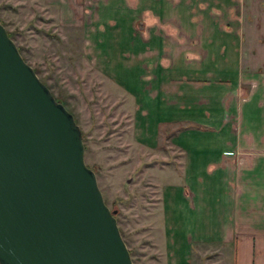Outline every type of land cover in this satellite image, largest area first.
<instances>
[{
  "label": "crops",
  "instance_id": "1",
  "mask_svg": "<svg viewBox=\"0 0 264 264\" xmlns=\"http://www.w3.org/2000/svg\"><path fill=\"white\" fill-rule=\"evenodd\" d=\"M99 3L106 5L104 14L112 25L114 9L122 8L123 16L116 18L123 25L120 38L128 39L131 48L126 51L122 68L107 70L138 104V128L149 129L146 137L139 136L140 140L153 144L162 120L209 124L208 128L189 127L186 131L178 128L169 137L182 153L184 181L173 185L176 199L191 195L189 205L193 210L215 205L222 210L223 234L211 232L209 240L232 242V264H264V154L252 153L249 165L234 154L259 150L257 140L264 136V0ZM214 4L221 11L219 19L212 15ZM231 7L236 8L232 14ZM143 15L155 22L146 24L144 31H137L133 21ZM165 22L173 24L172 33ZM96 36L98 30L89 34L93 50ZM94 61L100 69L104 65L96 57ZM246 83H250V88L240 96L239 90ZM246 136H250V142H245ZM211 164L224 169L226 174L209 176L202 167ZM162 192L163 200L166 188ZM165 204L163 200V211ZM181 206L180 202L174 203V210L176 207L179 212ZM166 229L167 225L163 231ZM164 238L167 261L184 263L189 256V238L184 239L186 249L182 257L173 252L174 247L178 248L175 240L170 241L166 233Z\"/></svg>",
  "mask_w": 264,
  "mask_h": 264
},
{
  "label": "rangeland",
  "instance_id": "2",
  "mask_svg": "<svg viewBox=\"0 0 264 264\" xmlns=\"http://www.w3.org/2000/svg\"><path fill=\"white\" fill-rule=\"evenodd\" d=\"M100 1L106 2L0 0V20L10 31L23 59L73 114L82 133L84 161L95 173L104 202L115 210L132 264H173L165 255V233L170 241L175 240L178 248L174 247L173 252L178 257H182L186 249L184 239L198 236L188 239L189 256L181 264H232V242L209 240L211 232L216 231L217 236L223 234L225 216L222 210L216 205L193 210L189 205L191 195L177 200L173 191V185L184 181V172L180 165L182 153L170 143L169 137L178 128L186 131L189 127L208 128L209 124L162 120L157 125L154 141L151 139L153 144L146 145V141L140 140L139 136L146 137L149 129L140 131L138 128L141 118L140 114L135 116L138 104L133 95L114 82L108 71L123 67L129 47V40L120 38L123 25L116 19L123 16L122 8L114 9L112 25L104 14L106 5L100 6ZM134 1L127 0L130 4ZM235 10L231 7L229 11L232 14ZM211 12L218 19L222 15L215 4ZM151 22L155 19L143 15L134 19L133 26L137 31H144L146 24ZM164 25L169 33L174 31L171 22ZM97 30L99 36L94 38L93 50L89 34ZM94 54L97 61L104 64L101 69L105 72L94 61ZM249 85L246 83L240 88V96L245 95ZM257 141L260 142L259 150L234 152L235 158H243L249 165L252 153L264 154V136ZM245 142H250V136H246ZM211 165L202 167L209 176L226 174L224 169ZM164 188L163 200L167 208L164 211L169 210V214H164L161 207ZM179 202L182 209L176 212L174 203ZM165 225L166 232L163 231Z\"/></svg>",
  "mask_w": 264,
  "mask_h": 264
},
{
  "label": "water",
  "instance_id": "3",
  "mask_svg": "<svg viewBox=\"0 0 264 264\" xmlns=\"http://www.w3.org/2000/svg\"><path fill=\"white\" fill-rule=\"evenodd\" d=\"M83 151L0 20V264H132Z\"/></svg>",
  "mask_w": 264,
  "mask_h": 264
},
{
  "label": "trees",
  "instance_id": "4",
  "mask_svg": "<svg viewBox=\"0 0 264 264\" xmlns=\"http://www.w3.org/2000/svg\"><path fill=\"white\" fill-rule=\"evenodd\" d=\"M1 22H2V21H1ZM7 33H8V35L10 36V34H11L10 31L7 30ZM57 100H59V99H57ZM81 137H82V133H81ZM129 253H130V251H129Z\"/></svg>",
  "mask_w": 264,
  "mask_h": 264
}]
</instances>
